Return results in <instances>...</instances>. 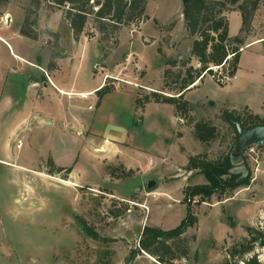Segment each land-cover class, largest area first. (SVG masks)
Instances as JSON below:
<instances>
[{
    "label": "rangeland",
    "instance_id": "obj_1",
    "mask_svg": "<svg viewBox=\"0 0 264 264\" xmlns=\"http://www.w3.org/2000/svg\"><path fill=\"white\" fill-rule=\"evenodd\" d=\"M29 6L30 0H11L0 8V264H246L227 262L228 250L250 238L248 226L264 230V145L257 147L258 163L245 155L237 166L251 171L248 187L231 197L215 194L207 201H192L198 223L184 234L187 257L165 263L138 250L146 225L165 230L178 226L189 211L185 188L208 182L199 169H190V157L201 154L217 161L232 153L236 133L222 119V110L264 112V43L244 46L232 81L221 85L208 73L186 91L185 115L153 96H178L187 70L194 73L201 67L191 53L195 36L185 28L182 0H148L149 20L126 23L106 35L90 16L78 41L65 17L67 7L46 1L38 11V39L21 35ZM229 20L230 33L240 35V12H231ZM263 35L264 0L245 36L249 41ZM39 67L49 74L59 71L66 81L74 80V68L79 69L78 90L105 81L106 75L136 82L137 87L107 80L111 91L132 90L146 102L144 107L136 103L137 121L142 122L147 109L145 125H136L137 140L112 142V149L104 144L93 148L103 142L51 129L39 106L48 112L63 99L69 106L71 99L57 92L59 99L53 88L46 91L41 81L36 84L33 79L43 76ZM71 101L84 117L97 111L87 109L96 108L90 100ZM198 123L217 127L208 143L196 137ZM46 138L50 142H41ZM49 149L55 165L72 167L70 173L50 171ZM150 180L155 181L153 188H147ZM253 256L264 264V239L245 259Z\"/></svg>",
    "mask_w": 264,
    "mask_h": 264
},
{
    "label": "trees",
    "instance_id": "obj_2",
    "mask_svg": "<svg viewBox=\"0 0 264 264\" xmlns=\"http://www.w3.org/2000/svg\"><path fill=\"white\" fill-rule=\"evenodd\" d=\"M11 0H0V8L6 6ZM46 1L51 6L67 7L65 17L69 22L72 36L78 41L85 30L88 18L94 16L99 23V30L103 35L110 29L117 32L122 25L129 22H145L149 20L146 13L148 0H30V6L26 8V16L20 34L38 39L39 33L36 25L38 23V11ZM262 0H182L185 28L195 40L191 47V53L197 57L201 67L193 73V69L187 70L188 76L178 96L163 97L160 100L156 92L153 96L156 102L168 103L176 106L177 111H188V103L183 101L186 91L197 87V81H201L206 74L213 75L212 66H222L225 73L234 77L239 68L241 52L246 45V36L250 33L252 23ZM97 7V9H96ZM237 10L242 16L241 34L231 37L229 33L228 13ZM244 34V35H243ZM232 54L230 59L228 56ZM223 85V84H221ZM111 91V87L104 86L98 90L102 97ZM146 99L149 100L148 96ZM142 99H137V105L144 107ZM222 119L227 122L235 131L238 139L237 123L248 129L257 125H264V116L255 114L248 109L240 112L236 109H223ZM218 129L215 125L196 124L195 135L202 143L215 136ZM201 154L191 156L189 159L190 169H199L207 181L203 184L190 185L184 190V201L188 204L189 211L178 226L165 230L155 226H145L140 239V249L152 256L157 257L161 262L171 263L178 257L189 255V242L184 234L191 227L198 223V217L191 209L192 201L199 197V201H207L218 194L219 197H231V193L241 187H248L251 184L252 173L249 170L247 175L232 171L233 163L231 154L225 155L220 160L212 161L202 159ZM49 164L53 167L51 172L66 171L70 173L72 167H57L52 158ZM227 194H230L227 196ZM250 238L236 242L228 250L227 262L232 259L243 260L246 264H262L257 256L245 259L251 253L254 245L259 239H264V230H258L252 226L247 227ZM90 233V232H89ZM135 253H132V257ZM167 259H166V258ZM235 261V262H236Z\"/></svg>",
    "mask_w": 264,
    "mask_h": 264
},
{
    "label": "crops",
    "instance_id": "obj_3",
    "mask_svg": "<svg viewBox=\"0 0 264 264\" xmlns=\"http://www.w3.org/2000/svg\"><path fill=\"white\" fill-rule=\"evenodd\" d=\"M261 6H262V1L260 4V7ZM260 7L257 10L255 19L252 23V28H253V24L255 23L257 19ZM233 11H237V10H233ZM231 12L228 13V19H229V15L231 14ZM229 27H230V20H229ZM229 33H230V29H229ZM230 36L236 37L235 35H232L231 33H230ZM4 42L10 48V44L6 40H4ZM254 43H257V44L264 43V35L261 37L246 41V46H248L249 44H254ZM18 57H21V56H18ZM23 57H21V59H23ZM239 67H240V64H239ZM39 68H40V71H42L43 76L41 79L40 78L33 79L36 84L40 83L41 81L46 91H48V89L50 88L51 89L53 88L52 90H55L56 93L59 92L61 93L60 95L62 97L66 96L71 100H74L76 97L80 101L90 100L95 103L96 108H92V105H88L87 109L89 111H93L97 109L94 115L84 117L80 113L81 108L79 106H76L75 102L72 103L71 100L68 103L69 106H67L65 104L66 101H64L63 99V104L58 103L56 105L58 107H56L54 110H51L52 108H50L48 109L49 110L48 112H46L44 108L39 106L40 108L39 115L41 114L43 116L41 118L48 120V125L51 126V129L59 128L60 133L64 136H70L72 134L74 136H78L81 138L86 137V139H89L88 142H103V143H94L95 145L93 148H99L98 146H103L104 144L107 149H112L113 147L110 145V143L112 142H135L137 140L136 135H135V132H137L136 125H140L142 127L145 125L147 109L144 110L142 122L140 119H138L137 121L136 120L137 97L134 91L114 90L100 97L98 94V90L105 82L104 80L102 81V79L100 83H98L97 85L93 87L80 89V90L76 89L77 88L76 87V76L79 73V69H77L78 67L76 69L74 68V72H73L74 80L72 81L71 80L66 81L65 77L63 79L59 71H52L49 74L46 72V70H43V68L41 67ZM60 71L62 72L63 70L60 69ZM237 72H236V75H237ZM45 74L47 76V79L44 76ZM236 75L233 79L237 77ZM60 95H58V97ZM227 109H229V107ZM232 109H235V108H232ZM248 109H251V108L248 107ZM251 112L255 114H260L261 116L264 113V112H261V113L255 112L253 111V109H251ZM84 131H85V134L83 135L82 132ZM87 131L90 132V134L88 135L89 137H87L86 135ZM48 140L49 138H46L45 141L42 140L41 142H50ZM85 141L87 142V140ZM91 146L92 145H90V147ZM117 150L120 151V149L118 148ZM49 151L51 153L53 161H55L54 160L55 155H54L53 150L49 149Z\"/></svg>",
    "mask_w": 264,
    "mask_h": 264
},
{
    "label": "water",
    "instance_id": "obj_4",
    "mask_svg": "<svg viewBox=\"0 0 264 264\" xmlns=\"http://www.w3.org/2000/svg\"><path fill=\"white\" fill-rule=\"evenodd\" d=\"M8 22L10 21L9 17ZM213 105V102H210ZM237 125L238 130V139L234 145V148L231 153L232 163L235 165L233 167V172H243L244 175H247L248 170L246 168L237 166L243 163L245 157V149L253 144L264 145V125H257L252 128L245 129L240 124ZM244 166V165H243ZM246 170V172H245ZM56 174H59V171H56ZM155 185L154 180H150L147 183V188H153Z\"/></svg>",
    "mask_w": 264,
    "mask_h": 264
},
{
    "label": "built area",
    "instance_id": "obj_5",
    "mask_svg": "<svg viewBox=\"0 0 264 264\" xmlns=\"http://www.w3.org/2000/svg\"><path fill=\"white\" fill-rule=\"evenodd\" d=\"M5 22L7 23L8 22V18L6 17L5 18ZM233 55L232 54H230L229 56H228V58L227 59H230L231 57H232ZM222 68V66H212L211 67V69H213V71H214V74L211 76L216 82H218L219 84H225V81L226 82H228V81H230V80H232L234 77H230L227 73H223L221 70ZM220 69V70H219ZM108 79H114V82H113V85H118L119 83H125V84H128V85H134V86H138V84H136V82L134 83L133 81H131V80H122V79H119V78H117V77H111L110 75H106L105 76V86H108L107 84V80ZM20 142V146H22V140H20L19 141ZM259 145H257V144H253V145H251V146H249V147H247L246 149H245V152H244V156L245 155H248V156H250V157H252V158H254V160L258 163V159H257V147H258ZM256 155V156H255Z\"/></svg>",
    "mask_w": 264,
    "mask_h": 264
},
{
    "label": "bare ground",
    "instance_id": "obj_6",
    "mask_svg": "<svg viewBox=\"0 0 264 264\" xmlns=\"http://www.w3.org/2000/svg\"><path fill=\"white\" fill-rule=\"evenodd\" d=\"M2 39V38H1ZM198 82H196V84H197Z\"/></svg>",
    "mask_w": 264,
    "mask_h": 264
}]
</instances>
